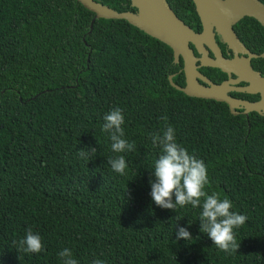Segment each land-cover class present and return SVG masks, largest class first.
Masks as SVG:
<instances>
[{"label":"trees","instance_id":"16d2710c","mask_svg":"<svg viewBox=\"0 0 264 264\" xmlns=\"http://www.w3.org/2000/svg\"><path fill=\"white\" fill-rule=\"evenodd\" d=\"M94 1L134 12L129 0ZM92 19L75 0H0V264H61L65 247L78 264H264V118L185 96L167 82V46L123 20ZM254 24L261 52L264 28ZM115 107L136 144L120 154L124 175L107 164L117 154L101 130ZM165 123L207 165L206 191L248 217L236 252L199 231V208L152 202L161 150L150 134ZM84 148H96L89 162L77 155ZM179 227L191 240L176 239ZM29 228L41 253L14 243Z\"/></svg>","mask_w":264,"mask_h":264},{"label":"clouds","instance_id":"9594fccd","mask_svg":"<svg viewBox=\"0 0 264 264\" xmlns=\"http://www.w3.org/2000/svg\"><path fill=\"white\" fill-rule=\"evenodd\" d=\"M161 119L166 121L167 117ZM103 121L101 130L108 134L111 151L117 154L109 158L107 164L115 173L124 175L128 165L125 156L120 154L135 151L136 144L125 138L123 110L119 107L111 109L103 116ZM150 140L154 147L161 150L151 171L153 178L149 180L152 202L161 209L172 211L185 206L199 208V231L206 234L219 250L236 252L239 247L236 230L245 225L248 217L233 211V204L227 196L221 198L217 192L206 191L209 185L207 165L177 142L171 125L165 123L160 131L150 134ZM95 154L96 148H84L77 152L87 162ZM176 239L188 241L191 240V234L185 227H179ZM14 243H18L19 250L25 253L44 251L42 237L31 228L27 229L23 239ZM57 255L61 264H78L70 248H63ZM92 264H104V261L94 259Z\"/></svg>","mask_w":264,"mask_h":264},{"label":"flooded vegetation","instance_id":"af4514ba","mask_svg":"<svg viewBox=\"0 0 264 264\" xmlns=\"http://www.w3.org/2000/svg\"><path fill=\"white\" fill-rule=\"evenodd\" d=\"M165 2L172 13L199 36L198 40L187 41V48L177 49L176 63L172 62L173 52L169 49L171 63L174 66L171 75L176 84L190 91L194 88L192 86L194 82L209 88L210 84L206 82L208 81L220 86L211 89L218 94L225 93L229 97L248 102L259 100L261 98L259 92L249 94L235 90L241 87H245L248 91L254 89L253 83L246 74L247 60L250 69L264 78V58L258 57L264 50L258 52L256 37L259 31L254 24L256 21L243 17L230 24L231 31L239 44L249 53L257 56L249 58L235 41H228L221 34L224 29L223 23L214 20L217 9L211 0H165ZM204 26L211 29L214 45L206 35L203 36ZM237 112H241V109Z\"/></svg>","mask_w":264,"mask_h":264},{"label":"water","instance_id":"95a60500","mask_svg":"<svg viewBox=\"0 0 264 264\" xmlns=\"http://www.w3.org/2000/svg\"><path fill=\"white\" fill-rule=\"evenodd\" d=\"M84 9L93 14L91 24L95 19L105 20H123L130 26L140 30L147 36L154 38L160 43L167 46L173 52L172 62L176 63L177 49H185L187 41L198 40V35L194 34L188 27H186L170 10L165 0H129V5L135 11H114L94 0H75ZM216 7L217 12L214 16V20L217 23H223V31L221 34L228 41H235L242 50L247 53L248 57H257L254 54L245 50L237 41L234 34L231 31L230 24L238 21L243 17L252 18L260 27L264 28V5L258 0H211ZM201 19L202 14L199 12ZM209 14V13H208ZM210 15V14H209ZM90 24V28H91ZM89 28V29H90ZM209 27L204 26L203 36L213 43L212 33ZM258 57L264 58V51L258 55ZM248 62V60H247ZM246 62V74L250 81L254 85V89L251 91L246 90L245 87L236 88L240 92H246L249 94L260 93V99L254 102H248L244 100H238L227 96L225 93H216L211 89L219 88V85H213L210 82L209 88L202 87L196 82L192 85L194 88L188 90L186 88L179 87L172 82L173 75L167 76V82L170 87L183 93L185 96L197 99L212 100L215 102L223 103L226 105L229 113L233 116L238 114L247 116L249 113H255L264 118V78L258 76V74L250 69ZM241 109V112H237Z\"/></svg>","mask_w":264,"mask_h":264}]
</instances>
